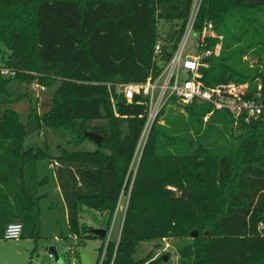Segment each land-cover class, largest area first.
Masks as SVG:
<instances>
[{"label": "trees", "instance_id": "1", "mask_svg": "<svg viewBox=\"0 0 264 264\" xmlns=\"http://www.w3.org/2000/svg\"><path fill=\"white\" fill-rule=\"evenodd\" d=\"M194 3L0 0L1 62L18 71L0 77V105L20 102L36 82L56 87L42 105L30 97L26 122L14 110L0 115V241L9 224L21 223V239L47 240L56 232L64 242L102 240L98 263L104 255L102 264H155L150 253L139 258L141 245L198 231L194 259L182 264H264V122L236 125L204 102L166 107L133 170L147 107L107 86L157 77ZM262 15L264 0H201L195 29L211 22L217 38L209 45H221L202 69L207 87L248 85L264 101ZM161 21L168 24L165 37ZM247 55L256 66H247ZM39 107L48 109L42 117ZM30 124L69 146L58 143L55 156L49 147H27ZM86 133L103 138L95 151L79 150L93 142ZM122 193L129 200L120 238L106 241L91 231L108 235ZM87 216L91 225L83 222Z\"/></svg>", "mask_w": 264, "mask_h": 264}, {"label": "built area", "instance_id": "2", "mask_svg": "<svg viewBox=\"0 0 264 264\" xmlns=\"http://www.w3.org/2000/svg\"><path fill=\"white\" fill-rule=\"evenodd\" d=\"M200 2L201 0H195L184 35L175 53L157 77L151 76L140 83L107 85L110 90L113 87L115 94L122 95L129 104L138 99L147 107V119L134 159L140 160L152 127L158 121L163 109L173 105L188 106L194 102H204L210 104L213 111H226L233 117L236 125L240 122L246 125L264 122V101L261 99V94L250 95L248 85L231 83L209 88L204 84L202 69H207L209 67L207 60L216 55L215 49L209 45V40L217 38V34L211 22H206L201 31H196L195 24ZM193 34L195 42L188 46ZM160 54L159 43L155 48V56L158 57ZM17 73L18 71L11 68H0V77L3 78H15ZM32 85L37 89V94L46 91V87L37 82ZM112 104L115 109L116 102L113 96ZM22 234L23 225L11 223L6 227L2 240L18 241ZM47 256L50 261H55L54 254L48 253ZM103 259L104 255L99 264H102Z\"/></svg>", "mask_w": 264, "mask_h": 264}, {"label": "rangeland", "instance_id": "3", "mask_svg": "<svg viewBox=\"0 0 264 264\" xmlns=\"http://www.w3.org/2000/svg\"><path fill=\"white\" fill-rule=\"evenodd\" d=\"M261 19H262V23H264V15L261 16ZM159 30L161 35L165 37V34L167 33L168 30V24L164 21H161L159 24ZM194 42H195V35L193 34L188 41V46H190ZM214 49L216 52L215 56H218L221 52L220 43H218L214 47ZM3 50H5V48H3ZM244 62L247 64L249 68H252L256 66V64L258 63V59L256 57H252V55H247L244 57ZM1 67H3V65L0 58V68ZM55 88L56 87L46 88L45 92L37 94V89H35L33 85H30L27 87L28 96L22 99L20 102L12 105H0V115L3 114V112H5L8 109L14 110L21 115L22 121L26 122L30 107V97L33 96L34 100L38 101V104L42 105L44 103H47L48 100H51L55 92ZM46 111H48V109L43 107H39L38 109V113L41 117L46 113ZM58 143L64 146H69L68 144H66L65 139H61L59 135L54 134L50 129L46 127H43L41 130H38L37 128V130L32 132V134L26 140L27 147L32 145L40 146V147H49L51 154L54 156L58 154V150H57ZM96 149H97V145L94 142H90V141H86L79 148L80 151H95ZM138 160L139 158L137 159L133 158L131 165V168H133V170H135L138 164ZM127 203H128V195L122 193L119 204L115 212L112 228L106 238L107 240H114L115 242L119 241V237L117 236L120 235V232L122 230V225H123L122 223H123ZM48 219L49 216H46L43 219L45 227H47L49 224ZM92 219L93 218L91 216H87V218H84L83 222H86L91 225ZM261 229L262 231H264V225L261 226ZM202 233L205 234V236L208 237L211 236L210 231H203ZM50 234L56 236V232H50ZM44 235L47 236V231L44 232ZM193 241L194 240L191 237H189L186 239H166L155 243L143 244L141 245L139 258L142 255H146L150 253L152 254L153 259L156 260L155 264H182L183 262H187V261L192 262L194 259ZM0 244H1L0 246L5 245L6 242L1 240ZM31 245H34L36 247L34 243H29L28 251H26V249L21 248L20 246L19 247L16 246V248L12 250V252L15 254L12 255L8 260H5V258L1 257L2 261L0 264H29L30 257L33 258L34 261H36V259L41 258L43 254L44 255L48 254L51 248L53 247L57 248L56 245L50 246L49 244H47L48 249L43 250V248L46 247L45 246L46 244L43 245V241H38L37 242L38 250L33 253L32 250L35 247L33 246L32 249ZM87 247L88 248L85 250V252L88 259L86 260L89 261L90 264L91 263L96 264L97 252L93 250L91 243H88ZM94 256H96L95 259ZM165 257H167L168 259L167 262L164 260Z\"/></svg>", "mask_w": 264, "mask_h": 264}, {"label": "crops", "instance_id": "4", "mask_svg": "<svg viewBox=\"0 0 264 264\" xmlns=\"http://www.w3.org/2000/svg\"><path fill=\"white\" fill-rule=\"evenodd\" d=\"M117 237H119V235ZM38 241H43V245L46 244L45 245L46 247L43 248V250L48 249L47 244H49L50 246L51 245H59V247H60L59 248V256H60L61 261H62L61 264H90V262L86 260V259H88V257L86 256V252H85V250L88 248L87 247L88 243H91L93 250L97 252V261H98L99 250L101 249V247L103 245V241L100 239H88L83 244H81L80 239H78L77 237H70L66 242H64L63 240L59 239L57 236H53V235L47 240L46 239H40ZM38 241L33 240V239H20L18 241H11V242L5 241L6 244L0 246V263L2 261L1 257L5 258V260H8V259H10V257L12 255L15 254L12 252V250L14 248H16V246H18V247L20 246L21 248L26 249V251H28L29 243H34L36 245V247L34 245H31L32 249H33V246L35 247L32 250V252L33 253L36 252L38 250V247H37ZM106 241H108V240L106 239ZM86 242H88V243H86ZM64 243H66L65 246H64ZM75 250H77L76 257H74L75 256ZM95 258H96V256H94V259ZM97 261H96V264H97ZM52 262H55V261H49L47 254H45V255L43 254L42 257L36 259V261H34L33 258H31V257L29 259V264H34V263L35 264H49Z\"/></svg>", "mask_w": 264, "mask_h": 264}, {"label": "water", "instance_id": "5", "mask_svg": "<svg viewBox=\"0 0 264 264\" xmlns=\"http://www.w3.org/2000/svg\"><path fill=\"white\" fill-rule=\"evenodd\" d=\"M37 128H38L37 125L30 124L29 128L27 130L28 135L30 136L32 134V132L37 130ZM85 137L90 139L91 141H93L97 145V147H100L102 142H103V138L100 135L95 134V133H86ZM91 232L93 234L101 237V238L107 237V232L105 230H103V229H94ZM190 236H191L192 239H196L199 236V232L198 231H193V232H191ZM49 253L54 254L55 263L61 264L62 261H61V258L59 256V251H58L57 248H55V247L51 248L49 250ZM164 260L167 262V260H168L167 257H165Z\"/></svg>", "mask_w": 264, "mask_h": 264}]
</instances>
